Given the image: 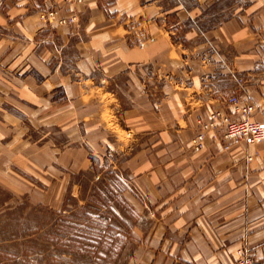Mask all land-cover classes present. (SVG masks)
I'll return each instance as SVG.
<instances>
[{
	"label": "crops",
	"instance_id": "crops-1",
	"mask_svg": "<svg viewBox=\"0 0 264 264\" xmlns=\"http://www.w3.org/2000/svg\"><path fill=\"white\" fill-rule=\"evenodd\" d=\"M207 1L0 0V179L57 208L87 146L124 151L123 193L146 219L131 264H232L241 246L264 264V141L192 148L198 121L241 94L235 77L264 104V0L172 40L164 21L194 20ZM149 67L171 72L154 102Z\"/></svg>",
	"mask_w": 264,
	"mask_h": 264
},
{
	"label": "rangeland",
	"instance_id": "rangeland-1",
	"mask_svg": "<svg viewBox=\"0 0 264 264\" xmlns=\"http://www.w3.org/2000/svg\"><path fill=\"white\" fill-rule=\"evenodd\" d=\"M178 1L186 7L192 5V0L160 3L167 6ZM207 3L204 12L194 20L178 22L169 18L164 21L163 29H168L174 40L178 34L170 33L172 29H212L227 18L246 14L244 10L233 11L238 5L245 8L247 3L243 0H208ZM128 26L131 29L139 26L137 19ZM257 68L263 71L264 65ZM146 74L145 90L154 102L160 86H167L172 80L171 72L165 67L158 70L149 67ZM234 82L239 92L245 90L244 80ZM122 85L120 80L118 87ZM42 135L41 129L31 131L32 139L38 140ZM119 135L122 139L129 137L123 132ZM50 136L55 142L62 139L59 134ZM192 148L195 149L193 142ZM87 149L91 164L71 178L60 207L38 203L33 196L14 191L15 188L12 192L11 186L0 179V264H131L137 232L141 221L146 219L129 195L123 193L127 188L120 167L124 151L116 149L110 154L107 151L98 159L92 155L91 147Z\"/></svg>",
	"mask_w": 264,
	"mask_h": 264
},
{
	"label": "built area",
	"instance_id": "built-area-1",
	"mask_svg": "<svg viewBox=\"0 0 264 264\" xmlns=\"http://www.w3.org/2000/svg\"><path fill=\"white\" fill-rule=\"evenodd\" d=\"M50 14L47 12L42 17ZM235 79L241 81L239 77ZM240 93L224 98L220 107L212 109L205 120L198 121L192 141L195 149L202 148L206 138L216 135L224 142V149L240 141L251 144L264 141V104L259 107L247 92ZM233 264L261 263L252 259L242 247L236 250Z\"/></svg>",
	"mask_w": 264,
	"mask_h": 264
}]
</instances>
